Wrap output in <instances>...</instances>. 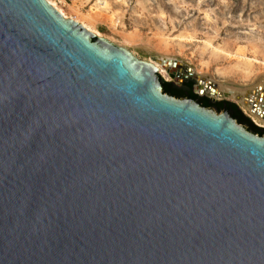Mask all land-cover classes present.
I'll list each match as a JSON object with an SVG mask.
<instances>
[{
  "label": "water",
  "instance_id": "obj_1",
  "mask_svg": "<svg viewBox=\"0 0 264 264\" xmlns=\"http://www.w3.org/2000/svg\"><path fill=\"white\" fill-rule=\"evenodd\" d=\"M160 67L201 86L50 0H0V264H264V137Z\"/></svg>",
  "mask_w": 264,
  "mask_h": 264
},
{
  "label": "rangeland",
  "instance_id": "obj_2",
  "mask_svg": "<svg viewBox=\"0 0 264 264\" xmlns=\"http://www.w3.org/2000/svg\"><path fill=\"white\" fill-rule=\"evenodd\" d=\"M58 3L70 18L85 21L145 60L152 56H172L216 83L239 88L264 83L263 65L256 68L259 77L245 78L235 68L239 60L236 56L217 58L212 54V46L206 44L211 40L214 46L228 47L232 52L241 48L253 57L251 41L264 48V0H63ZM191 79L194 80L184 78L178 83V78L160 77L175 85Z\"/></svg>",
  "mask_w": 264,
  "mask_h": 264
},
{
  "label": "bare ground",
  "instance_id": "obj_3",
  "mask_svg": "<svg viewBox=\"0 0 264 264\" xmlns=\"http://www.w3.org/2000/svg\"><path fill=\"white\" fill-rule=\"evenodd\" d=\"M51 3L63 14L65 18H70L67 13L63 10V8L59 5V2H63V0H50ZM107 4V3H105ZM90 16H87L89 18ZM76 21L80 22L87 29L95 33L96 35L103 36L102 33L98 30H95L87 24L85 21L80 20L76 17H72ZM93 19V18H90ZM208 46H212V54L217 56V58L224 57L229 58L236 56L239 60L235 68L239 70L245 78L251 77H259V73L256 72V68L258 64L264 66V48L261 47V44L258 42L251 41V50L254 54L253 57L245 54V51L239 48V52H232L228 47L214 46L211 40L206 41ZM229 45V44H228ZM259 55L262 58H259ZM167 58H174L172 56H162ZM175 59V58H174ZM188 65V64H187ZM193 69V68H192ZM235 70V69H234ZM194 75H199V81L201 82V86H196V91L201 94H209L211 97L218 99H230L234 102L238 103L241 108L251 116L254 121L261 126H264V83L261 85H257L251 88H239L235 86H230L226 84H219L214 82L211 78L204 77L197 73L193 69ZM160 77H164L165 79H172V74L176 76V78H190L192 75L185 68L179 67L173 68L170 71L166 70L163 67L159 68ZM258 73V74H257ZM212 90L214 91L212 93Z\"/></svg>",
  "mask_w": 264,
  "mask_h": 264
},
{
  "label": "trees",
  "instance_id": "obj_4",
  "mask_svg": "<svg viewBox=\"0 0 264 264\" xmlns=\"http://www.w3.org/2000/svg\"><path fill=\"white\" fill-rule=\"evenodd\" d=\"M163 86V92L176 98L188 97L195 101H201V106L214 107L218 112H222L226 109L229 114L237 120L238 123L251 127L255 131L264 132V128L256 126L249 117H247L241 108L234 102L227 100L212 101L211 98L206 96H200L194 91V80H187L182 85H175L172 82L161 80Z\"/></svg>",
  "mask_w": 264,
  "mask_h": 264
},
{
  "label": "flooded vegetation",
  "instance_id": "obj_5",
  "mask_svg": "<svg viewBox=\"0 0 264 264\" xmlns=\"http://www.w3.org/2000/svg\"><path fill=\"white\" fill-rule=\"evenodd\" d=\"M182 98H188V97H182ZM198 103L200 104L201 101H198ZM200 105H201V104H200ZM207 108L214 109L216 112H218L214 107H207ZM224 111H227V110L224 109L222 112H224ZM227 112H228V111H227ZM228 113H229V112H228ZM245 127H246V129H248L250 132H252V133H254V134H257V135H259V136H263V137H264V132H262V131H255V130H253V129L247 127V126H245Z\"/></svg>",
  "mask_w": 264,
  "mask_h": 264
},
{
  "label": "built area",
  "instance_id": "obj_6",
  "mask_svg": "<svg viewBox=\"0 0 264 264\" xmlns=\"http://www.w3.org/2000/svg\"><path fill=\"white\" fill-rule=\"evenodd\" d=\"M258 126H261V125H258Z\"/></svg>",
  "mask_w": 264,
  "mask_h": 264
}]
</instances>
